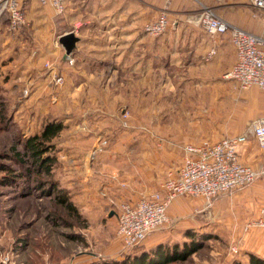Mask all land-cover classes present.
Segmentation results:
<instances>
[{"label": "rangeland", "instance_id": "374dc122", "mask_svg": "<svg viewBox=\"0 0 264 264\" xmlns=\"http://www.w3.org/2000/svg\"><path fill=\"white\" fill-rule=\"evenodd\" d=\"M62 66L56 68L58 75ZM38 67L41 69L34 74L26 72L22 81L11 83L6 89L0 83L2 118L11 124L6 128L0 117V153L7 152L12 145V124L17 128L25 123L26 135L36 125L39 131L50 120H63L65 127L55 139L54 177L69 191L77 209L71 214L55 206L51 198H42L38 191L20 197L17 190L8 191L10 187L0 185V264L6 260V264H112L144 250L151 253L159 246H178L183 250L185 244L192 242L199 244L200 249L176 264H246L248 255L255 252L264 257V227L252 226L246 230L264 219L260 214L264 206L262 176L246 188L261 184L255 201L244 202L245 190L219 196L209 205L203 199L177 198L179 204L169 209L168 224L151 233L141 246L126 249L116 236L117 206L130 202L135 192V196H140L158 191L169 169L175 168L178 151L185 146L176 149L164 145L147 136L145 130L153 131L156 136L159 125L165 129L170 126L183 136H196L199 131L196 127L201 126L206 113L190 112L189 107L182 106L181 95L167 97L171 99L166 104L170 111L160 112L156 73L149 82V112L141 111L139 97H134L133 106L129 107L123 102L125 97L111 98L112 103L109 98H98L102 104L118 101L116 110H111L115 112H84L77 108L79 98L72 96L68 88L48 85L46 77L50 71L45 63H39ZM39 74L43 75L41 81L37 79ZM26 89L28 96L23 98ZM251 90L237 88L234 93L248 95ZM254 114L255 109L247 106L245 115ZM162 119L165 125L161 124ZM102 138L107 140V146L95 157L89 156ZM66 159L71 161L67 163ZM92 164L100 169L98 180L110 179L117 187L109 192L98 186L83 198L77 184L82 170Z\"/></svg>", "mask_w": 264, "mask_h": 264}, {"label": "crops", "instance_id": "0c3cea01", "mask_svg": "<svg viewBox=\"0 0 264 264\" xmlns=\"http://www.w3.org/2000/svg\"><path fill=\"white\" fill-rule=\"evenodd\" d=\"M63 2L65 12L57 16L50 8L41 7L38 0H21L28 24L15 39L7 33L6 25L0 24V83L3 89L15 81H22L27 76L26 72L34 74L40 68L39 63L49 64L55 70L63 64L60 69L62 86L79 98L77 108L84 112L111 113L115 112L118 101L112 105L108 101L102 104L98 98H109L111 102V98L125 97L123 102L129 107L133 106L134 97H139L141 111L147 113L151 110L150 102H147L151 96L149 82L156 73L160 112L170 111L166 104L171 99L167 97L181 95L182 106L189 107L190 112L206 113L201 126L196 127L199 130L196 136H183L170 126L165 129L159 125L156 136L153 131L145 130L147 136L173 147L203 140L214 143L224 137L247 134L248 123L264 116V90L252 88L248 95H235L237 85L224 77L236 60L229 36L213 39L190 21L201 9L210 8L228 24L264 39V21L260 15L254 17L248 0ZM164 11L170 25L162 36L149 39L142 31L144 24L155 21ZM66 32H73L74 36L73 64L64 60L65 48L58 43L59 36ZM211 50H215V54L205 61ZM42 78L43 75H40L37 79L41 81ZM46 79L48 85L55 87L50 75ZM247 106L255 109L254 115H245ZM160 122L166 124L165 119ZM178 153L175 168L168 171L175 176L187 157L183 149ZM237 155L243 164L255 170L264 167L263 151L259 150L252 137L238 148ZM71 159H66L67 163ZM93 167L95 164L88 168L85 166L77 184L81 187L83 198L101 186L109 192L117 187L110 179H103L104 182L98 180L100 169ZM249 186L236 190H245L242 196L244 202L258 200L261 184L246 190ZM135 195L130 197L129 203L136 202L139 196ZM178 200L170 204L168 215L169 209L179 204ZM255 253L253 255L264 258Z\"/></svg>", "mask_w": 264, "mask_h": 264}, {"label": "built area", "instance_id": "2783aa9c", "mask_svg": "<svg viewBox=\"0 0 264 264\" xmlns=\"http://www.w3.org/2000/svg\"><path fill=\"white\" fill-rule=\"evenodd\" d=\"M254 10V17L260 15L264 21V0H248ZM42 7L50 8L55 15H63L65 6L63 0H38ZM6 19V30L12 39L19 36L27 26L25 11L21 0H0V24ZM196 26L205 30L213 39L228 35L235 49L236 60L231 70L224 76L235 82L240 90L258 88L264 90V39L240 28L234 27L221 18L210 8H203L190 20ZM169 20L165 12L157 19L144 24L142 31L153 39L162 36ZM72 34L66 32L62 36ZM72 52V51H71ZM71 52H66L64 58L73 64ZM215 54L211 50L205 61ZM50 71L51 81L55 86L63 83V78L56 70L46 64ZM23 98L28 96V89L23 91ZM252 137L259 150L264 151V116L250 122L248 133L224 137L217 142L203 141L198 144L185 145L182 149L187 155L175 176L172 172L166 175L160 190L149 194H141L135 203L123 202L117 207L116 236L126 249L141 246L146 238L162 226L168 224V208L179 197L203 199L208 205L224 194L243 189L253 184L260 176L264 177V169L259 171L243 164L237 151L240 146L248 143ZM107 140L99 139L89 156L95 157L107 146ZM264 217V207L261 210ZM264 227V219L249 225ZM236 253V250H233ZM7 263V260L4 262Z\"/></svg>", "mask_w": 264, "mask_h": 264}, {"label": "trees", "instance_id": "16d2710c", "mask_svg": "<svg viewBox=\"0 0 264 264\" xmlns=\"http://www.w3.org/2000/svg\"><path fill=\"white\" fill-rule=\"evenodd\" d=\"M6 23L4 18L1 24L6 25ZM1 108V122L6 125V128H9L11 124L8 119L2 118ZM24 124L17 128L12 124V145L7 152L0 153V185L6 188L10 187L8 191L17 190V195L20 197L29 195L32 191H38L42 198H51L55 206L64 208L71 214L76 213L77 206L71 200L69 191L54 177L57 171V158L55 156L57 143L55 139L65 127L63 120H50L39 131L36 125L26 135ZM49 152H53V154ZM6 162L13 164V166H9ZM189 237L192 238V236ZM183 247V250H179L178 246L171 248L159 246L151 253L144 250V252L132 255L131 258L122 262H113L112 264H176L186 261L200 249V245L195 242L190 245L185 244ZM37 264L41 263L38 262ZM246 264H264V260L249 254Z\"/></svg>", "mask_w": 264, "mask_h": 264}, {"label": "water", "instance_id": "95a60500", "mask_svg": "<svg viewBox=\"0 0 264 264\" xmlns=\"http://www.w3.org/2000/svg\"><path fill=\"white\" fill-rule=\"evenodd\" d=\"M73 41H74V36L72 34H68V35L62 36L59 39V44L62 45L66 49V52H71Z\"/></svg>", "mask_w": 264, "mask_h": 264}]
</instances>
